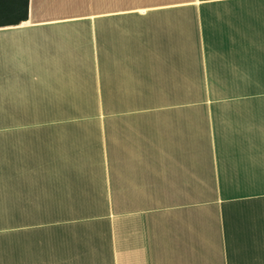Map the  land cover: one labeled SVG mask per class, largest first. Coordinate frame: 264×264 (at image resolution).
<instances>
[{
  "label": "crops",
  "instance_id": "crops-1",
  "mask_svg": "<svg viewBox=\"0 0 264 264\" xmlns=\"http://www.w3.org/2000/svg\"><path fill=\"white\" fill-rule=\"evenodd\" d=\"M0 264H264V0L0 27Z\"/></svg>",
  "mask_w": 264,
  "mask_h": 264
},
{
  "label": "trees",
  "instance_id": "trees-1",
  "mask_svg": "<svg viewBox=\"0 0 264 264\" xmlns=\"http://www.w3.org/2000/svg\"><path fill=\"white\" fill-rule=\"evenodd\" d=\"M30 0H0V27L28 19Z\"/></svg>",
  "mask_w": 264,
  "mask_h": 264
}]
</instances>
